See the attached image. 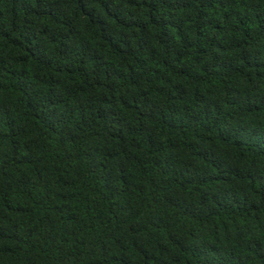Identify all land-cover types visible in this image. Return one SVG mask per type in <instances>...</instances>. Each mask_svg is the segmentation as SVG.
Masks as SVG:
<instances>
[{
	"label": "trees",
	"instance_id": "obj_1",
	"mask_svg": "<svg viewBox=\"0 0 264 264\" xmlns=\"http://www.w3.org/2000/svg\"><path fill=\"white\" fill-rule=\"evenodd\" d=\"M0 264H264V0H0Z\"/></svg>",
	"mask_w": 264,
	"mask_h": 264
}]
</instances>
